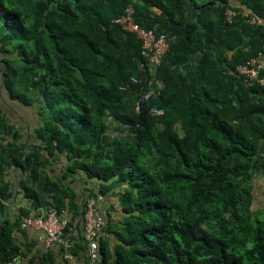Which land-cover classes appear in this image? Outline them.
I'll list each match as a JSON object with an SVG mask.
<instances>
[{
    "label": "trees",
    "instance_id": "1",
    "mask_svg": "<svg viewBox=\"0 0 264 264\" xmlns=\"http://www.w3.org/2000/svg\"><path fill=\"white\" fill-rule=\"evenodd\" d=\"M130 6L139 25L171 39L154 72L141 68V39L114 22ZM262 50L264 0H0L5 99L37 111L38 138L48 155L67 154L70 174L101 180L83 217L88 200L119 195L99 264H264L254 197L264 85L237 70ZM152 78L160 93L143 101ZM11 133L0 108V264L23 254L14 232L25 218L77 205L74 190L38 175L46 161L37 148L3 143ZM10 162L29 171L32 200L15 222L4 217Z\"/></svg>",
    "mask_w": 264,
    "mask_h": 264
},
{
    "label": "crops",
    "instance_id": "2",
    "mask_svg": "<svg viewBox=\"0 0 264 264\" xmlns=\"http://www.w3.org/2000/svg\"><path fill=\"white\" fill-rule=\"evenodd\" d=\"M0 108L2 109V114L8 119L9 124L15 129V133L5 135L6 138H4L3 143L16 142L22 146V149L24 148L23 150L26 153H31L33 149L37 148L42 160L46 161L38 175L40 176L43 171H46L52 181L62 182L66 188L74 190L75 196L73 200L77 203L75 207L73 203L70 204L69 202V208H66L63 212V216L68 219V223L72 222L73 224L69 226L71 232L68 236L71 237L73 245L78 250V254H75V259L72 262L66 259L64 251L58 243L47 244L45 241V230L19 226L14 232V237L21 244L23 254L16 259V264H42L44 261L47 264H87L88 247L82 241L84 237V217L81 211L91 192L93 190L99 192L101 180L89 178L81 171L70 174L67 169L70 161L65 153L56 152L48 155L44 148V142L41 138H38L36 132L41 122L37 111L14 103L10 99H5V92H3L2 88H0ZM259 155L262 158L255 171L254 197L259 208L264 209V142L260 147ZM28 175V170H24L20 165L13 162L7 164L3 169V181L9 184L8 196L5 199L6 215L4 217H8L14 222L22 218V210L30 209L32 206V200L23 187V179H26ZM48 197L53 200L51 196ZM118 197L119 195L115 192L102 195L99 200L106 218L108 214H111L112 219L116 221L120 219L122 210ZM40 211H43V209ZM31 215H36L34 209H31ZM106 220L108 221V219ZM105 237H109L113 243L114 238L106 229L101 234V238ZM82 244H85L86 250H83Z\"/></svg>",
    "mask_w": 264,
    "mask_h": 264
},
{
    "label": "built area",
    "instance_id": "3",
    "mask_svg": "<svg viewBox=\"0 0 264 264\" xmlns=\"http://www.w3.org/2000/svg\"><path fill=\"white\" fill-rule=\"evenodd\" d=\"M236 13L233 10H228V19L232 20ZM252 21H255L253 19ZM114 22L122 24V27L131 32H135L143 43L141 68H149L154 72L155 68L162 62L165 55L169 52L171 39L166 33L159 32L155 28H145L139 25L134 19V9L132 6L127 8L126 13L114 19ZM240 75H245L251 81H256L264 85V50L258 52L246 63L240 64L237 68ZM137 82L136 78H131L130 81L121 86L122 89L130 87V82ZM149 90L143 95V101H150L159 95V88L154 86V78L149 81ZM153 114H163L162 109L152 107ZM3 134H0V142ZM102 195L97 199H90L87 202L84 213V240L88 247V262L87 264H99L100 255V238L103 233L107 220L99 206V201ZM1 220V218H0ZM68 226V219L59 214L57 210L51 209L46 215H38L27 217L22 221V227H34L45 230V241L47 244L58 243L63 247L65 258L72 262L75 259L73 253V242L66 237L65 231ZM6 264H16V258L10 260Z\"/></svg>",
    "mask_w": 264,
    "mask_h": 264
}]
</instances>
